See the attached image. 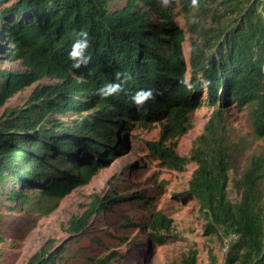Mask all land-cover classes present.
I'll return each mask as SVG.
<instances>
[{
	"label": "trees",
	"instance_id": "trees-1",
	"mask_svg": "<svg viewBox=\"0 0 264 264\" xmlns=\"http://www.w3.org/2000/svg\"><path fill=\"white\" fill-rule=\"evenodd\" d=\"M115 1L15 0L0 6V36L8 44L0 39V54L24 66L10 71L0 65V104L38 81L54 80L38 84L24 106L7 108L0 117V194H6L10 209L27 204L47 211L124 150L123 139L134 122H159L160 138L147 141L151 154L175 170L196 164L188 189L179 196L196 201L206 219L205 234L222 241L233 237L224 264H264V152L241 166L237 145L222 131L232 102L248 108L252 134L264 137V0L183 1L185 12L202 8L213 23L200 29L191 23L197 35L189 77L180 32L167 9L155 22L145 6L154 8L157 0H126L112 8ZM81 29L89 33L90 59L74 67L69 52ZM184 79L193 86L185 87ZM117 81L122 87L114 95L95 92ZM141 88H152L154 97L138 108L131 96ZM202 90V103L213 108L212 115L190 153L181 155L169 141L187 130L189 110ZM94 197L81 216L69 220L72 234L88 232L94 214L112 211L126 198ZM154 199L139 194L148 214L137 226L159 245L177 234L172 217L157 209ZM3 216L0 212V220ZM54 246L49 240L27 264H63L68 251ZM118 256L113 250L89 257L87 264H111ZM196 258L192 248L181 263L196 264ZM208 264H219L216 255Z\"/></svg>",
	"mask_w": 264,
	"mask_h": 264
},
{
	"label": "rangeland",
	"instance_id": "rangeland-1",
	"mask_svg": "<svg viewBox=\"0 0 264 264\" xmlns=\"http://www.w3.org/2000/svg\"><path fill=\"white\" fill-rule=\"evenodd\" d=\"M13 1H4L0 6ZM125 1L116 0L111 7H122ZM183 1L157 0L154 8L144 6L150 10L149 15L155 22L161 20L160 10L167 9L180 32L185 77H189L192 38L197 35L191 23H195L199 29L213 23L210 14L202 8L195 7L185 12ZM2 34L1 42L8 46L6 36ZM0 65L10 71L24 69L20 60L9 61L2 54ZM51 82L54 80L43 79L16 93L0 104V117L7 108L24 106L38 84ZM198 97L197 104L189 110L187 130L169 141L181 155L190 153L194 140L205 131L212 115L213 108L202 103L206 99L204 90L199 92ZM227 108L222 131L228 141L237 145V156L241 166H245L254 154L264 152V137L256 138L252 134L248 108H239L232 102L228 103ZM76 117L63 118L72 120ZM161 128L159 122H134L123 139L124 150L47 211L36 207L26 208L27 204L20 209H10L6 194H0V212L4 214L0 220V264H27L51 239L55 242L54 248L63 246L68 251L63 264H87L89 257H101L113 250H117L120 256L114 258L111 264H182V258L192 248L197 251L196 264H208L211 254L216 255L219 264H224L233 237L222 241L217 234H205L206 219L196 201L191 197L179 196L188 189L196 164L191 162L184 170H175L164 166L151 154L147 141L158 140ZM9 189L10 185H7ZM229 190L236 199V191L231 186ZM143 192L153 195L155 207L163 209L173 219V232L177 236L166 243L156 245L149 242L142 227L137 226L148 214L140 205L139 194ZM116 194L126 196L124 203L115 205L112 211L94 214L88 232L76 235L68 230L69 220L73 216H81L94 196ZM125 216L135 223H130Z\"/></svg>",
	"mask_w": 264,
	"mask_h": 264
},
{
	"label": "clouds",
	"instance_id": "clouds-1",
	"mask_svg": "<svg viewBox=\"0 0 264 264\" xmlns=\"http://www.w3.org/2000/svg\"><path fill=\"white\" fill-rule=\"evenodd\" d=\"M193 5L197 4V0H192ZM89 33L87 30L81 29L77 32L76 38L72 43L71 50L69 52L70 57L73 60V66L79 67L81 64H87L90 56L86 55V50L89 47L90 41L88 39ZM126 77L125 79H128ZM187 88H191L193 85L184 79L181 81ZM121 82H109L101 87L95 89V92L101 97H109L121 90ZM154 97V90L152 88H141L135 91L131 99L135 105L139 108L145 104L146 101Z\"/></svg>",
	"mask_w": 264,
	"mask_h": 264
}]
</instances>
